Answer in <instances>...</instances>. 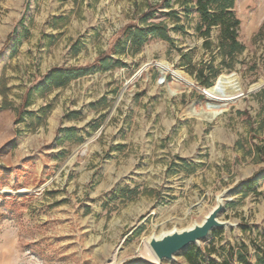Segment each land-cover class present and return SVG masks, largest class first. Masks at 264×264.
Returning <instances> with one entry per match:
<instances>
[{"label":"rangeland","instance_id":"rangeland-1","mask_svg":"<svg viewBox=\"0 0 264 264\" xmlns=\"http://www.w3.org/2000/svg\"><path fill=\"white\" fill-rule=\"evenodd\" d=\"M160 1L0 0V264H151L146 240L199 224L217 198L224 227L162 264H233L229 250L255 264L261 255L264 0H235L244 50L232 60L220 54L218 28L203 45L193 4L178 0L147 20L165 22L168 40L112 54L121 30L142 27ZM102 52L110 70L62 88L46 81ZM200 72L212 85L235 75L239 99L211 107Z\"/></svg>","mask_w":264,"mask_h":264},{"label":"trees","instance_id":"trees-1","mask_svg":"<svg viewBox=\"0 0 264 264\" xmlns=\"http://www.w3.org/2000/svg\"><path fill=\"white\" fill-rule=\"evenodd\" d=\"M177 2L184 7H187L189 3L193 4V8L200 18V24L196 26L195 31L203 37V45L206 48L210 47L209 38L211 29L218 28V48L223 59L232 60L235 54H239L244 50V46L237 40V31L240 22L232 11L235 0H178ZM161 6L171 8L169 0H161L159 3L151 5L147 8L145 12L147 14V18L142 19V27H139L137 22L124 27L121 30L123 37L116 40V46L112 48V54H122L125 53L127 49H130L132 52H138L141 47L150 40H168L167 33L169 32V27L165 24V22L160 21L147 23L148 17L153 18ZM169 13V15L173 16L176 21V24L172 29L182 30V27L178 24L180 20L178 14L175 11H171ZM12 36L13 32L7 35L4 46L11 41ZM185 56L186 54H182V57ZM112 61L113 60L108 58L107 53L102 52L91 64L80 67H68L52 70L49 77L46 78V81L50 83L51 88H62L78 76V74H85L90 69L101 71L110 70L116 65L112 64ZM117 62H119V60H116V63ZM206 69H208V72L213 79L217 78L219 75L218 70L214 69L211 63L206 65ZM198 76L202 86L207 88L211 87V78L203 76L202 72H200ZM24 104L22 107H24ZM20 116L21 110H19L16 114L17 118ZM234 256H236V260H234ZM228 258L229 262L233 264L247 263L245 256L235 254L233 253V250L228 251ZM256 259L255 264H264V248L261 249V255H257ZM188 263L198 264L190 259H188ZM123 264H128V262ZM206 264L216 263L207 262Z\"/></svg>","mask_w":264,"mask_h":264},{"label":"water","instance_id":"water-1","mask_svg":"<svg viewBox=\"0 0 264 264\" xmlns=\"http://www.w3.org/2000/svg\"><path fill=\"white\" fill-rule=\"evenodd\" d=\"M222 210V199L217 198L215 207L199 224L151 236L147 242L150 252L158 259L159 264L163 261L173 262L177 254L205 240L214 229L224 227L225 224L218 220Z\"/></svg>","mask_w":264,"mask_h":264},{"label":"bare ground","instance_id":"bare-ground-1","mask_svg":"<svg viewBox=\"0 0 264 264\" xmlns=\"http://www.w3.org/2000/svg\"><path fill=\"white\" fill-rule=\"evenodd\" d=\"M160 71L163 73H172L173 77L177 81H181L185 83L187 86H193L192 83L182 77V75L177 71H171L168 65L160 64ZM263 83L260 82L259 84L251 87V91L258 90ZM242 91L239 79L233 76H221L217 79L214 85L208 88L205 92L206 98L208 100L209 105L212 107H217L218 104L221 103H229L234 101L240 96V92ZM239 99V98H238ZM191 114L194 115L192 112ZM217 112L213 111L207 114L208 119H212L216 116ZM198 116H200L198 114ZM204 117V116H203ZM202 118V117H201ZM149 239L146 240V244ZM148 263L151 264H159L158 259L147 249L146 252Z\"/></svg>","mask_w":264,"mask_h":264}]
</instances>
